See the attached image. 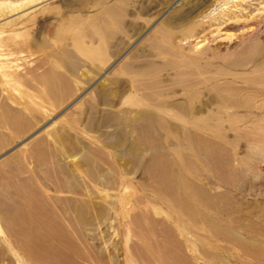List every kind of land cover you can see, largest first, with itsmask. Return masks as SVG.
I'll use <instances>...</instances> for the list:
<instances>
[{"label": "rangeland", "instance_id": "1", "mask_svg": "<svg viewBox=\"0 0 264 264\" xmlns=\"http://www.w3.org/2000/svg\"><path fill=\"white\" fill-rule=\"evenodd\" d=\"M0 264H264V0H0Z\"/></svg>", "mask_w": 264, "mask_h": 264}, {"label": "bare ground", "instance_id": "2", "mask_svg": "<svg viewBox=\"0 0 264 264\" xmlns=\"http://www.w3.org/2000/svg\"><path fill=\"white\" fill-rule=\"evenodd\" d=\"M106 12V11H105ZM100 19V18H99ZM101 19H102V17H101ZM96 20V19H95ZM100 21V20H99ZM78 22V21H77ZM104 29V32L106 33V27H103L102 28V30ZM104 33V34H105ZM102 34H103V32H102ZM63 35V34H62ZM72 36V35H71ZM99 37H100V35H98ZM106 36V35H105ZM99 37H97V36H86L85 38L83 37H81V39H80V41H77V42H81V44H83L84 46H85V43H84V39H91L92 40V42L94 43V42H97V41H99V42H101V45H100V49L99 50H96V51H94V50H92V48H91V50H90V52L89 53H87L86 51V54L90 57V58H92V59H94V58H98V57H100L101 56V59H102V57H104L105 56V50H106V46L104 47V50H103V45L104 44H102L103 43V41L105 42L106 41V37L104 38H99ZM66 38V37H65ZM72 38V37H71ZM71 38H69V39H71ZM68 39V38H67ZM79 39V38H78ZM96 40V41H95ZM58 42V41H57ZM106 43V42H105ZM97 44V43H96ZM100 44V43H99ZM88 45V44H87ZM106 45V44H105ZM21 46V45H20ZM82 46V45H81ZM90 46V45H89ZM82 48H83V46H82ZM85 49V48H84ZM44 53V52H43ZM104 59H106V57H104ZM45 64H46V62H45ZM48 65H50L49 63H48ZM64 66V64H62V67ZM65 68H66V65L64 66ZM164 67V66H163ZM76 68V67H75ZM49 69V68H48ZM64 69V68H63ZM126 69L128 70L129 69V67H128V65H127V67H126ZM51 70V69H50ZM69 70H71V69H69ZM76 70V69H75ZM48 71V70H47ZM65 71V70H64ZM49 74H50V71L48 72ZM47 73V74H48ZM52 73V72H51ZM68 73H69V71H68ZM56 74H57V72H56ZM155 74H156V70H154V69H152V67H150V66H148L147 67V69H145V70H140V71H136V73L134 74L135 76V78L138 80L139 78L140 79H149V78H153L154 76H155ZM185 75V74H184ZM180 79V78H179ZM185 81V80H184ZM194 81V80H193ZM163 83V82H162ZM161 83V80H157V81H152V82H150L147 86H146V88L145 89H153L154 91H152L151 93H150V96H149V98H155V97H159L160 96V90H161V86L163 85ZM159 90V91H158ZM150 92V91H149ZM166 105H167V103H165ZM167 107H168V105H167ZM143 142V141H142ZM64 143V142H63ZM65 144V143H64ZM70 146H71V144L70 143H67V149L69 150L70 149ZM64 148H66V146L64 147ZM64 148L62 149V151L64 152ZM40 151H41V149H40ZM135 151H137V150H135ZM44 157H46V156H44ZM46 160V159H45ZM46 162V161H45ZM9 165H10V163H9ZM64 175V174H63ZM61 179H59L58 180V182L60 181ZM60 183V182H59ZM64 183V182H63ZM72 189V192L73 193H75L77 196H83V197H87V193H85V191H84V189L80 186V187H71ZM26 190V189H25ZM61 190V189H60ZM70 190V191H71ZM61 193H63V192H61ZM23 195V194H22ZM25 196V195H24ZM82 197V198H83ZM88 197H90V196H88ZM26 198V197H25ZM86 203H79V205H75V207H76V209H75V215L78 217V219H80L83 223H84V221H87V222H93V221H96V220H98L99 218H100V215H101V211H97L96 209H93L92 207H90V206H87V204L85 205ZM87 208H90V210L88 211V212H86V213H84L83 211H82V209H87ZM21 211V210H20ZM18 212V211H17ZM9 213H14V212H9ZM6 214V213H5ZM19 214V213H18ZM17 214V215H18ZM22 214V213H21ZM20 214V215H21ZM7 215V214H6ZM13 214H11V216H12ZM20 215H18V216H20ZM23 215V214H22ZM41 215L42 214H40V217H41ZM14 216V215H13ZM18 216H16L17 218H19ZM5 217V216H4ZM25 217V216H24ZM39 217V218H40ZM11 218V221H12V218L13 217H10ZM16 218V219H17ZM21 218V217H20ZM42 218V217H41ZM6 219H7V216H6ZM22 219V218H21ZM26 219V218H25ZM27 220V219H26ZM38 220V219H37ZM10 221V220H9ZM20 221V220H19ZM39 221V220H38ZM42 221H44V218H43V220ZM18 222V221H17ZM16 223V222H15ZM14 223V224H15ZM19 223V222H18ZM26 223H27V221H26ZM13 224V225H14ZM21 225V224H20ZM26 225V224H25ZM14 226H16V224L14 225ZM18 226V225H17ZM19 227V226H18ZM24 227V226H23ZM26 227V226H25ZM15 229H17V228H15ZM20 229V228H19ZM20 230H22V229H20ZM19 230V231H20ZM23 230H26V229H23ZM15 231H18V229L17 230H15ZM27 249V248H26ZM25 249V250H26Z\"/></svg>", "mask_w": 264, "mask_h": 264}]
</instances>
